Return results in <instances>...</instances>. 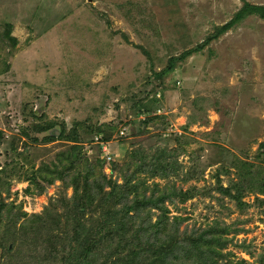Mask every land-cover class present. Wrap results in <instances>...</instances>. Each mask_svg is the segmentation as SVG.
<instances>
[{
	"label": "rangeland",
	"instance_id": "obj_1",
	"mask_svg": "<svg viewBox=\"0 0 264 264\" xmlns=\"http://www.w3.org/2000/svg\"><path fill=\"white\" fill-rule=\"evenodd\" d=\"M244 2L264 7V0H0V198L11 215L25 214L18 225L56 201L63 220L74 197L71 178L89 167L122 184L125 170L135 173L138 160L166 150L179 165L176 175L135 173L143 185L128 200L170 195L173 184L191 197L164 201L168 225L185 235L231 226L221 250L227 260L264 264V202H256L264 195L246 190L241 201L249 207L241 209L218 191L239 181L238 167L257 183L264 179V19L248 15L194 51ZM185 52L172 71L155 76ZM97 129L109 139L105 153ZM61 132L77 138L73 162L75 144ZM102 154L115 170L97 162ZM163 210L148 205L140 216L155 222ZM33 239L36 253L9 260L4 246L0 264L69 258L45 251L55 248L54 237ZM68 244L69 251L83 248Z\"/></svg>",
	"mask_w": 264,
	"mask_h": 264
},
{
	"label": "trees",
	"instance_id": "obj_2",
	"mask_svg": "<svg viewBox=\"0 0 264 264\" xmlns=\"http://www.w3.org/2000/svg\"><path fill=\"white\" fill-rule=\"evenodd\" d=\"M248 15H256L264 19V7L244 2L230 21L217 27L215 32L199 44L194 51L200 50L205 44L225 33ZM8 33V29L3 31V35H6L7 38ZM189 53L185 52L177 58H171L167 66L155 76L161 78L172 71L174 63L184 59ZM144 113L147 112L144 111ZM152 118L145 120L150 121ZM51 126L53 123L42 126L39 130L44 131ZM72 134H77L76 130H73ZM96 134L101 142L109 141L108 137L103 135L102 130L97 129ZM2 135L0 131V140ZM61 136L71 139L75 144L70 147L73 162V158L80 152L77 150L79 149L77 148V138L75 136L69 138L63 132H61ZM51 139L47 137L45 141ZM160 152L159 156L151 158L146 156L138 160L135 173L163 180H169L170 176L176 175L179 168L177 161L173 160V156L169 155L166 150ZM147 158L148 160H146ZM96 160L101 166L106 163L111 169H116L117 164L114 160L107 162L104 154ZM131 162L134 161L131 160ZM238 168L240 171L239 181L233 185L230 184L231 188L219 186L218 191L234 199L238 206L243 205L241 209H247L249 205L241 201L243 193L249 190L256 195H264V179H260L257 183L255 180H251L252 177L248 171L241 167ZM135 173L128 172L126 174L125 170L122 184L107 179L104 174L97 172L93 167H89L81 179L79 177L71 178L74 197L70 201H66L68 204L63 206L66 209L63 220L55 212L56 201V203L51 202L41 215L32 216L30 220H26L25 225H18L21 217L25 214L17 210L18 212L11 215L12 209L8 208L0 198V248L5 246L3 256L9 257V260L12 256L18 257L22 261L26 254L37 252L33 237L41 240L44 236L45 239L50 237L56 239L54 245H50L55 248L45 251L49 254L53 253L52 256L61 254L60 258L63 262L64 257L69 256L64 262L65 264H94L95 259H102L99 264H107V262L109 264H186L185 261L191 260L192 262L189 264H221L220 261H224V264H231L227 260L230 254L221 252L231 242V239L226 237L232 229L231 226L212 225L197 232L180 234L178 229L175 230L166 223L167 218L164 212L168 213V211L163 210L161 205L166 199H170V202H175L176 199L184 202L191 197V193L182 192L176 189L173 184H169L168 186H171L170 195L161 194L156 196L155 200L147 199L145 202L140 201L137 196L133 200H128V197L133 193L137 194L143 185L142 181L135 179ZM106 187L110 188L109 192L105 191ZM229 189H233L236 194L232 195ZM152 196H155L154 191ZM64 201L65 199H63ZM256 202L263 203L264 200L256 198ZM148 205L163 210L162 215L155 222H151L149 216L145 218L140 216L143 213L142 208ZM49 210L53 212H48ZM134 211L136 214L130 215ZM87 213L89 217L86 219L84 215ZM176 222L178 223V221ZM69 241L82 242V250L71 246L69 251ZM8 245L11 246L10 249H8ZM122 245H125L126 248L121 247ZM124 251L128 252L125 260L121 258ZM113 255H116L114 259H112ZM130 258L134 261L131 262Z\"/></svg>",
	"mask_w": 264,
	"mask_h": 264
},
{
	"label": "built area",
	"instance_id": "obj_3",
	"mask_svg": "<svg viewBox=\"0 0 264 264\" xmlns=\"http://www.w3.org/2000/svg\"><path fill=\"white\" fill-rule=\"evenodd\" d=\"M119 134H120V136L125 135V129L122 128L121 130H119ZM95 142L98 144V146H100L101 151L105 153V151L107 150V142H106V143H105V142H101V141L99 140V138H95ZM108 159H109V158H108ZM109 160H110V159H109Z\"/></svg>",
	"mask_w": 264,
	"mask_h": 264
}]
</instances>
